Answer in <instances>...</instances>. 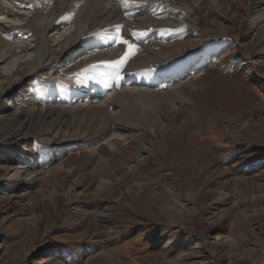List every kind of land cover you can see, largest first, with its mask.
Segmentation results:
<instances>
[{
	"label": "rangeland",
	"instance_id": "1",
	"mask_svg": "<svg viewBox=\"0 0 264 264\" xmlns=\"http://www.w3.org/2000/svg\"><path fill=\"white\" fill-rule=\"evenodd\" d=\"M153 1L140 17L179 21L163 15L161 4ZM235 1L219 0L218 8L212 0L203 1L202 28L216 29L212 24L225 14L236 17V26L200 38L194 51L202 54L208 47L214 53L173 83L168 82L170 72L193 57L191 48L178 61L134 70L135 83L129 80L116 89L113 57L103 56L96 64L89 62L90 53L75 66L82 55L72 54L76 48L35 78L26 77L25 71L16 75V59L0 66V126L9 123L0 132V264L264 260V28L252 22L247 6ZM139 44H134L139 49L130 55V63L140 54ZM110 49L119 48L101 51ZM153 72L155 84L146 85ZM66 73H80L90 87L94 85V104L108 100L114 90L163 93L178 87L172 91L177 94L184 89L175 95L173 111L162 101L131 99L129 115L146 128L121 132L115 154L109 144L112 133L98 138V143L89 140L74 146L62 143L69 139L57 130L36 136L39 116L25 130L19 121L11 123L20 111L17 106L33 97L31 83L43 84ZM189 82L195 90L184 87ZM23 165L24 187L7 189L6 179ZM60 166L64 167L58 171ZM36 175L39 180L31 179Z\"/></svg>",
	"mask_w": 264,
	"mask_h": 264
},
{
	"label": "bare ground",
	"instance_id": "2",
	"mask_svg": "<svg viewBox=\"0 0 264 264\" xmlns=\"http://www.w3.org/2000/svg\"><path fill=\"white\" fill-rule=\"evenodd\" d=\"M203 1L205 2V0H154L153 2L160 3L163 12H166L160 14L169 15V19L173 16L179 18V21H170L171 19L158 21L153 18L154 16L140 17L146 6L153 4L149 0H29V2L0 0V66L16 59L15 61L19 65L16 75L20 71H25L26 77L35 78L39 72L54 68L58 60H61L71 49L76 48L72 54L81 52L82 55L74 61L75 66L81 65L82 62L79 59L90 53H93V56H89L91 63L96 62L97 64L98 61L104 60L103 56L113 57L112 63L119 62V66L113 67V88L116 89L122 84L126 86L125 82L129 80H132L129 84L135 83L134 70L152 69L166 63L169 64V61L173 59L178 61L177 58H181L184 51L191 48L194 52L193 57L187 60L180 59L182 61L179 60L175 70L170 72L171 77L168 82L173 83L174 79L177 80L178 77L186 74L191 66L201 65L204 58H208L214 53L213 49L208 47L202 54L194 51L200 44V38L205 39L204 35H208L210 32H228L229 29L236 26V17L225 14L212 24L216 29L202 28L201 5ZM212 1L216 8L221 4L219 0ZM238 3L247 6V13H251L254 17L252 22L256 25L262 24L264 28V0H236L235 4ZM68 25H70L69 29H67ZM185 28L189 30L187 31ZM49 34L51 35L49 36ZM177 38L184 40L181 43H174L172 40ZM53 39H56V42ZM121 40L129 41L132 47L122 43ZM151 40L154 42L150 43ZM144 41L149 44L138 43ZM133 43L139 44L138 46L143 50L140 48L139 56L130 63V55L139 49ZM260 43H264V37L261 38ZM116 45L118 50L112 51L111 48V51L103 54L102 49H109ZM105 67L108 68V66ZM156 75V72L151 73L149 77L152 78L147 80L146 85H149L148 83L154 85L156 81L153 77L156 78ZM133 79H135L134 82ZM107 82L106 87L108 86ZM109 83L111 82L109 81ZM30 86L34 88L33 97L26 100L24 105L17 106L20 111L15 113L11 123L19 121L25 130L30 127L34 118L39 116L41 123L35 130L36 136H48L52 131L57 130L61 134L63 133L62 136L66 134L65 138L69 139L61 141L62 143L69 145L74 143V146L79 142L89 140L90 142L95 140L98 143V138L112 133L113 141L109 144L114 154L118 150L117 144L121 142L118 140L122 137L121 132L145 130L146 128L141 124H136L129 115L127 107L131 99L140 97L144 102H148L149 99L152 102L162 101L173 111L175 99L178 98L175 95L181 94L184 89L176 92L177 94H173L172 91L178 87L163 93H154L153 91L152 93L149 90L137 88L123 89L120 92L114 90L108 100L94 104L90 101L96 96L92 90L94 85L90 87L80 73L60 74L43 84L35 82ZM184 87L195 90V86L190 82ZM112 107L113 111L110 110ZM7 124L9 123L0 126V132L6 128ZM106 161L102 162L106 165ZM63 167L60 166L57 170H62ZM24 168L26 166L23 165L12 170L14 173L6 179L7 189L24 187L25 183L21 182ZM31 179L37 181L39 175ZM259 264H264V260Z\"/></svg>",
	"mask_w": 264,
	"mask_h": 264
},
{
	"label": "snow or ice",
	"instance_id": "3",
	"mask_svg": "<svg viewBox=\"0 0 264 264\" xmlns=\"http://www.w3.org/2000/svg\"><path fill=\"white\" fill-rule=\"evenodd\" d=\"M119 32V29L117 30ZM122 43L128 45L129 47H132V45L130 44L129 41L127 40H121ZM134 55V52L132 53ZM110 66H113V67H116V66H119V62H115L113 64H111Z\"/></svg>",
	"mask_w": 264,
	"mask_h": 264
}]
</instances>
